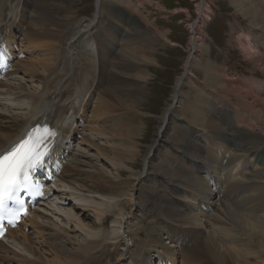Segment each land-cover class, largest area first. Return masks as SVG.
Wrapping results in <instances>:
<instances>
[{
	"label": "bare ground",
	"instance_id": "1",
	"mask_svg": "<svg viewBox=\"0 0 264 264\" xmlns=\"http://www.w3.org/2000/svg\"><path fill=\"white\" fill-rule=\"evenodd\" d=\"M106 1L95 0V12L83 21L71 10L72 0H0V40L8 53V67L0 70V117L9 118L7 124L0 121V154L35 127L49 126L58 139L50 153L56 170L45 184L49 193L5 242L0 240V259L149 264L156 252L158 264L176 254L180 264H264V82L229 78L209 61L201 66V91L194 92L196 101L189 100L185 113L182 86L196 59L190 54L153 137L141 145L134 118L141 115L147 66L155 61L152 45L170 41L166 33L151 36L146 22L136 18L139 0ZM124 1L130 8L126 16L117 11ZM231 4L253 32L238 35L244 55L264 71V0ZM203 6L199 20L212 12ZM200 22L189 27L190 44L195 51H208L205 35L196 31ZM13 33H19L24 48L47 52L12 62L17 56ZM103 116L114 120L106 126L99 120ZM116 134L130 139L120 142ZM70 148L93 159L96 171L82 176V170L73 169ZM75 153L74 163L79 162ZM41 210L51 211L56 221ZM26 217L33 225L47 223L52 237L64 234L73 251L48 254L35 246L23 227ZM108 220L111 227L98 230ZM140 232H148V239H140ZM139 248L145 252L138 253Z\"/></svg>",
	"mask_w": 264,
	"mask_h": 264
},
{
	"label": "rangeland",
	"instance_id": "2",
	"mask_svg": "<svg viewBox=\"0 0 264 264\" xmlns=\"http://www.w3.org/2000/svg\"><path fill=\"white\" fill-rule=\"evenodd\" d=\"M126 1V0H125ZM123 2L122 5L118 6L117 11H121L122 16H126L128 13L129 4L127 2ZM115 2V0L113 1ZM71 10L74 12L75 16L78 18H82L83 21L91 18L93 13L95 12V0H72ZM107 4H111L110 0L106 1ZM1 4V3H0ZM115 4H118L117 1ZM127 4V5H126ZM201 4V5H200ZM138 5V13L136 12V18L142 20L146 23L148 30L151 32V36H154L155 33H166L169 38V43L166 45H160L159 40L154 43L153 46V54L154 63L147 66V70L149 72V78L147 81L143 82L144 88V96L141 101V111L140 117L134 118L135 125H138V132L141 145H145L150 142L151 138L154 135L157 126V117L164 110L166 105L171 102L172 97V88L175 84V80L178 76L182 75L184 63L190 54L196 56V59L192 60V66L189 69V76H186L184 79V83L182 89L186 92L185 97L181 101V108L186 111L187 106H191L190 101H196L194 98V92L201 90V82L204 79V72L201 66L203 64L208 63L209 61L213 65L215 69H223L226 72L227 77H235L241 80L248 79H257L259 81L264 82V71L262 67L258 65V63H254L247 55H244V52L241 48V45L238 42V35H242L243 31L247 33L253 34L250 26L241 19V17H237L235 14L237 13V9L233 7L231 4V0H139ZM204 5V8L209 7L212 9L210 18H202L199 20V8ZM126 6V7H125ZM207 6V7H206ZM130 9V8H129ZM30 13V12H29ZM134 14V16H135ZM201 21L200 27L196 29L198 35L204 37V42L208 47V51L204 49V51L199 48L198 50H194V47L190 44L191 38V30L190 25L194 22ZM120 30L123 29L122 26H119ZM244 32V33H245ZM16 36L13 38L14 40V59L12 62H16L17 60H22L24 58H31L35 56L36 53L39 55H43L45 49L42 47H27L24 48L25 43L20 38L19 33H13ZM243 37V36H242ZM256 37V36H255ZM256 49H260L258 44H256V39L250 38ZM177 43L176 45H171L170 43ZM13 46V47H14ZM21 48L20 50H18ZM39 48V49H38ZM194 51V52H193ZM200 62L202 64H200ZM79 67H76L73 70V74H79ZM12 69V68H11ZM9 69V72H11ZM23 68L20 66V71ZM93 68H91V71ZM75 71V72H74ZM71 72H69L70 74ZM92 74V72H91ZM17 76V75H16ZM13 76H8V78H13ZM233 77V78H234ZM5 78V77H4ZM3 78V79H4ZM14 84V82H12ZM200 86V87H199ZM200 88V89H199ZM260 96H263V92H260ZM88 97V96H87ZM95 100L94 95L91 98V102ZM190 100V101H189ZM235 103L238 101L233 99ZM185 105V106H184ZM187 105V106H186ZM89 108L86 109L85 116L89 115ZM241 108H243L241 106ZM143 111V112H142ZM82 109H80V113ZM142 112V113H141ZM187 113V112H185ZM190 116V115H189ZM115 118V116H113ZM191 118V117H190ZM111 117H101L99 119L103 124L110 125L114 119ZM109 120V121H108ZM0 121L2 124H7L9 121L8 116L0 117ZM99 121V122H100ZM100 122V123H101ZM141 122V123H140ZM83 123V122H82ZM101 123V124H102ZM143 123V124H142ZM82 125V124H81ZM184 127V125H183ZM187 128V127H185ZM140 130V131H139ZM79 131V130H77ZM119 141L122 142V139L128 140L130 138L125 135L119 136ZM124 137V138H123ZM122 138V139H121ZM128 138V139H126ZM137 138V139H138ZM133 139V138H132ZM177 140L179 137L177 136ZM75 145V144H74ZM74 146L72 145L71 148ZM69 152L68 159L73 158V163L68 162L69 160H64V164L67 162L73 169H79L81 171V175H86L87 171L94 172L96 171L94 166L93 159H86L84 156H77L80 153H75L71 150ZM119 149V147H118ZM78 158L79 162L74 163V155ZM70 157V158H69ZM83 160V162H82ZM103 160V159H102ZM81 161V162H80ZM88 162V163H87ZM85 164V165H84ZM97 166H99L100 161H97ZM79 167V168H78ZM110 168L109 165L106 164L105 170ZM84 171V172H83ZM87 172V174L89 173ZM128 176V175H127ZM125 175L124 178L127 179ZM211 182V181H210ZM211 184V183H210ZM133 198H135V194L133 193ZM69 200V199H68ZM77 204L76 201L70 199L69 204ZM46 208H50L48 205ZM43 213L50 216L53 220L56 221L54 216L50 213L51 211H43ZM29 213V212H28ZM27 213V214H28ZM27 223L23 224L25 226V231L29 233L30 240L34 243L35 246L39 245L40 248H46L50 253L54 250L62 251V249L67 250L69 252L73 251L75 248L74 245H70L67 242V239L64 237V234H60L58 236L52 237L50 236L41 220L38 222H34L36 226H34L28 218L26 217ZM89 221H93V219ZM59 222V221H58ZM39 223V225H38ZM42 223V224H41ZM111 221L108 220L104 226H100L98 230L101 232H106L109 227H111ZM97 228H95L97 230ZM46 232V233H45ZM140 239H148V232L142 233L140 232ZM43 240L44 242H42ZM59 240L65 241V244L58 243ZM42 243H40V242ZM166 245L172 246L175 245L171 243L170 239H165ZM38 243V244H37ZM46 244V245H45ZM138 245V243H136ZM135 244V245H136ZM172 249H176L175 246L171 247ZM142 248L137 250L138 253L142 252ZM145 252V250L143 251ZM142 252V254H143ZM37 254V253H36ZM47 254V253H46ZM157 253L151 252L152 260L149 264H158L157 263ZM12 256V252H7L6 256ZM172 258V256H171ZM11 259V260H9ZM8 260L0 259L1 264H18L19 261L16 257H10ZM159 259V258H158ZM165 263L171 264L174 261V264H180V256L176 254L172 259H165ZM18 262V263H17Z\"/></svg>",
	"mask_w": 264,
	"mask_h": 264
},
{
	"label": "snow or ice",
	"instance_id": "3",
	"mask_svg": "<svg viewBox=\"0 0 264 264\" xmlns=\"http://www.w3.org/2000/svg\"><path fill=\"white\" fill-rule=\"evenodd\" d=\"M7 56L8 53L0 48V64L6 61ZM55 135L47 125L35 127L27 134V138L0 154V208H3L7 200H13L18 205L7 217L9 224L18 220L20 212L24 210L21 191L27 193L36 188L39 194V184L32 173L44 167L46 158L55 147V142L49 143V139ZM2 232L3 226L0 225Z\"/></svg>",
	"mask_w": 264,
	"mask_h": 264
}]
</instances>
